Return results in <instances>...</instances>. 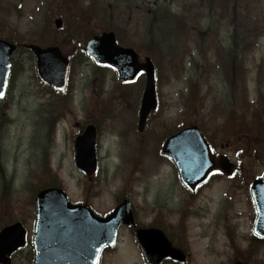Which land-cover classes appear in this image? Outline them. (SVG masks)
I'll return each instance as SVG.
<instances>
[{
  "label": "rangeland",
  "instance_id": "rangeland-1",
  "mask_svg": "<svg viewBox=\"0 0 264 264\" xmlns=\"http://www.w3.org/2000/svg\"><path fill=\"white\" fill-rule=\"evenodd\" d=\"M59 18L63 25L56 29ZM104 31H113L119 45L155 63L159 107L142 134L145 77L119 85L116 73L76 51ZM0 38L21 45L8 99L0 103V118L10 121L0 123V230L20 221L31 241L32 192L53 186L56 179L72 203L106 216L126 197L152 223L154 212L148 210L166 203L158 202L167 201L170 187H180L177 166L161 153L165 136L192 124L203 126L216 155L226 154L253 177L264 171V143L247 133L232 136L264 127V0H0ZM27 44H56L71 59L67 95L45 89ZM195 83L201 103L191 106L189 90ZM48 119L55 127L44 135ZM88 124L97 126L100 138L99 170L91 177L77 168L74 149ZM224 191L225 185H217L212 193L217 197ZM5 210L10 215L4 216ZM207 242L203 257L191 264L235 263L231 252L207 251ZM28 251L12 264H27ZM259 259L264 260V250ZM102 264L143 260L135 240L124 234L117 252L104 255Z\"/></svg>",
  "mask_w": 264,
  "mask_h": 264
},
{
  "label": "water",
  "instance_id": "water-1",
  "mask_svg": "<svg viewBox=\"0 0 264 264\" xmlns=\"http://www.w3.org/2000/svg\"><path fill=\"white\" fill-rule=\"evenodd\" d=\"M62 21L55 22L57 28ZM36 58L40 80L58 92L67 87L70 69L57 47L43 49L27 46ZM88 56L96 62L109 65L119 73L121 82L134 81L141 72L146 73V88L140 112L139 131L143 132L147 118L158 106L156 98L155 66L150 58L141 63L133 49L117 46L113 32H104L91 39L85 48ZM16 46L0 40V100L5 99L11 73V57ZM77 167L88 175L98 167L97 133L94 126L86 129L75 142ZM164 155L172 157L178 165L182 180L190 188L205 181L209 174L221 169L231 174L233 165L227 156L217 162L209 144L197 126L188 127L170 137L163 149ZM253 196L258 209L257 235L264 238V179L253 186ZM37 222L34 246V264H99L104 248L116 245L121 224L134 222L132 206L125 201L109 216H97L85 205H73L61 188H48L38 193ZM138 239L150 264H159L171 256L184 262L186 259L173 251L164 235L155 230H139ZM26 245V231L21 223L4 228L0 232V264H11V256Z\"/></svg>",
  "mask_w": 264,
  "mask_h": 264
},
{
  "label": "flooded vegetation",
  "instance_id": "flooded-vegetation-1",
  "mask_svg": "<svg viewBox=\"0 0 264 264\" xmlns=\"http://www.w3.org/2000/svg\"><path fill=\"white\" fill-rule=\"evenodd\" d=\"M126 109L134 111V107ZM46 122L48 126L52 125L51 119ZM82 133L83 130H80L79 134ZM263 177L264 172L253 177L250 172L237 170L233 176L229 177L221 171H215L204 184L195 189L183 185L179 178L180 187L176 189L175 185L169 188L167 201L165 199L163 201L159 194L158 201L163 202H157L166 203L157 207L153 205L148 210V212H154L152 223L147 224L146 216L142 217L133 205L135 222L128 226H121L117 246L112 249L107 248L104 255L117 252L123 235L127 234L135 240L143 264H149L137 238V232L155 230L165 236L173 251L186 259L181 262L168 256L159 264H191L194 258L203 257V240L208 241L207 251L215 255L228 256L231 252L236 259L233 264H264V260L259 259L264 250V239L257 237L254 233L257 214L251 193L253 183ZM217 185H225L226 191L214 197L212 192ZM126 199L128 198L118 200L116 206ZM28 235L27 231L25 249L18 251L14 256L28 249L27 264H32L35 251L33 241L32 239L29 241Z\"/></svg>",
  "mask_w": 264,
  "mask_h": 264
},
{
  "label": "trees",
  "instance_id": "trees-1",
  "mask_svg": "<svg viewBox=\"0 0 264 264\" xmlns=\"http://www.w3.org/2000/svg\"><path fill=\"white\" fill-rule=\"evenodd\" d=\"M76 51L79 52L80 54H82L84 56L85 59H87L86 57V54L84 53V48L79 45L77 48H76ZM72 66H73V63H72ZM190 92V95H189V104L191 106H195L197 103H201L200 99H199V94H200V87L197 83H195L192 88L189 90ZM263 113H264V108H263ZM0 123H4V120L0 119ZM201 126V124H200ZM2 127V125H0V128ZM42 125L40 126L39 130H38V138L40 139L41 138V135H42ZM204 129V128H203ZM179 129H177L176 131H178ZM205 131V129H204ZM245 133L249 134V135H253L255 136L260 142H263L264 143V127L263 128H260V127H257V128H254V127H248V128H245V129H242L240 131H235L232 133V136L234 137H238V136H241V135H245ZM35 175H37V172L35 173ZM40 183H41V180H40ZM53 186H61L60 184V181L59 180H54L53 181ZM42 188L41 186H38V188H35V191L36 192H32V197H33V201L35 199V195L36 193L39 191L38 189ZM38 190V191H37ZM4 206H6L7 204V200L4 201ZM4 216L6 215H10V212H8L7 210H5Z\"/></svg>",
  "mask_w": 264,
  "mask_h": 264
},
{
  "label": "snow or ice",
  "instance_id": "snow-or-ice-1",
  "mask_svg": "<svg viewBox=\"0 0 264 264\" xmlns=\"http://www.w3.org/2000/svg\"><path fill=\"white\" fill-rule=\"evenodd\" d=\"M0 95H2V93H0Z\"/></svg>",
  "mask_w": 264,
  "mask_h": 264
}]
</instances>
